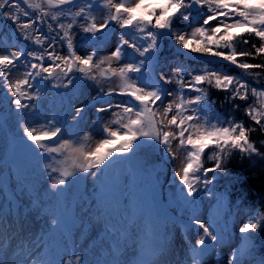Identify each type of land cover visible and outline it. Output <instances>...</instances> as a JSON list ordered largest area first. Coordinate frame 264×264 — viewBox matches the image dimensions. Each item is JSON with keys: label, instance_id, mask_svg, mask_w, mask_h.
<instances>
[{"label": "snow or ice", "instance_id": "1", "mask_svg": "<svg viewBox=\"0 0 264 264\" xmlns=\"http://www.w3.org/2000/svg\"><path fill=\"white\" fill-rule=\"evenodd\" d=\"M0 17L10 21L22 40L33 46H13L0 54V87L5 89L8 101L0 117V127L12 119L13 112L15 118L24 119L39 110L40 105L35 102L41 100L43 89L39 85L45 81L54 82V88L72 87L77 79L92 82L98 86L92 100H107L96 106L95 111L111 113L107 124L102 115L98 116L103 136L91 150L87 149L91 133L81 140L73 131L83 119L87 105L73 107L71 124L52 116L39 130L27 122L20 125L23 137L19 143H13L10 153L23 144L35 176L44 174L41 163L48 158L56 162V166L43 165L48 169V177L53 179V173L58 175L50 190H45L44 197H36V206L42 207L48 217L39 234L29 232L23 222L6 225L0 220V264H7L4 249L6 240L13 236L19 243L13 250L11 264H101L90 260L87 254L81 258L74 243L69 249L72 233L64 229V198L70 188L86 178L78 175L83 172L90 175L93 184L91 206L85 212L107 217L105 207L117 195L126 206L129 197L135 202L133 188L148 165L147 159H141L145 149L159 150L173 164L178 163L173 175L178 178L183 203L193 206L187 226L195 228L198 236L189 260L190 264H203L202 258L209 251L215 252L230 237L218 226L215 215L203 219L195 214L197 197L201 192L215 196L210 187L215 174L225 172L233 153L264 160V150L250 139L254 128L211 111L216 101L209 100L201 85L223 91L225 102L231 103L233 110H241L235 101L248 102L250 95L255 97L259 107L250 103L243 111L262 131L264 91L251 87L243 76L208 67L195 74L180 67L168 72L159 56L161 40L172 41L177 51L186 56L196 54L208 63L219 59L247 75L259 77V73L248 70L264 68V64H252L240 58L264 54V43L258 47L252 44L253 52L238 51L234 41L239 37V43H250L243 39V33L235 31L243 28L264 42V0L256 3L252 0H39L37 3L0 0ZM112 31H119V37L105 52L104 40ZM101 36L104 40L97 39ZM80 42L91 44V48L80 51ZM58 48L66 51L61 54ZM21 68L23 71L17 75ZM192 92L196 94L190 95ZM112 97L120 99L114 101ZM181 150L183 159L179 158ZM56 154L63 159L57 161ZM208 162L210 167L206 166ZM45 201H57L61 207ZM140 218L145 233L158 234V225L149 213L142 217L133 214L128 223L134 225L135 219ZM262 228L264 212L253 209L238 231L248 241ZM106 232L119 234L125 244L130 235L128 228L121 232L113 223L106 225ZM56 237L60 239L53 244ZM156 248L158 253L165 251L162 241ZM104 264L127 262L114 260ZM134 264L151 262L140 259ZM227 264H246L239 247L230 252ZM259 264H264V257Z\"/></svg>", "mask_w": 264, "mask_h": 264}, {"label": "rangeland", "instance_id": "2", "mask_svg": "<svg viewBox=\"0 0 264 264\" xmlns=\"http://www.w3.org/2000/svg\"><path fill=\"white\" fill-rule=\"evenodd\" d=\"M36 1L39 2V0ZM21 7L23 6L21 5ZM97 18H100L99 15ZM197 19L199 20L202 18L197 17ZM8 24H11V22L9 21ZM101 38L102 37H98L97 39L101 40ZM80 40L82 41V36L80 37ZM115 42L116 41L114 39L106 47H104L105 52L110 50ZM78 47L80 51H84L86 49H90L91 44L80 42ZM1 49L2 46L0 45V53L2 52ZM57 51H61V54H64V51L66 50L62 51L58 48ZM176 68L177 66L172 64L165 68V70L172 72ZM19 72L21 71L18 70L17 75H19ZM256 80L258 81V78H256ZM0 83H2V81H0ZM77 84V80H75L72 87L65 88L67 90L65 94L72 104L70 109V121L68 123L71 124L73 122L72 109L74 106H82L84 104L88 106L87 108L89 109L85 112V116L83 117L81 124H79V128L74 132L78 134L81 140H83V136L86 133H91L92 138L87 145V149L91 150L95 147L96 142L103 136V125L99 122L98 116L102 115L104 123L107 124L111 120V113L98 114L95 111L96 106L101 103H107V100H92V97L98 90L97 85L92 82H83L82 86H78ZM249 84L251 87H256L258 91H264V82L262 81ZM49 95L56 97L53 92H49ZM192 96H194V94ZM111 99L115 101L120 98L112 97ZM254 99L255 106L259 107V103L256 102L255 97ZM7 103L8 101L5 99V89L0 87V109L2 113H4L3 110ZM42 108L33 112L31 115L26 116L24 119L15 118V114L12 113V119L10 121L6 120L4 122V126L0 127V137L6 138L7 140L8 129H14L17 130V134H19L16 141L21 139L23 137V129L20 125L26 122L31 126L37 127L39 130L42 125L47 123L50 117L49 115H51L47 109ZM5 115H7V112H5ZM59 115V112L55 114L57 120H60ZM75 138L76 137H73V139ZM173 148L176 150L175 144L173 145ZM183 156L184 153L181 150L179 158L183 159ZM3 157L4 160L5 157L7 158L5 153L3 154ZM166 157L167 156L159 150L153 152L151 149H145L142 151L141 159H147L148 165L147 170L139 178V180H143L146 184V188L140 187L137 181L135 187L133 188L135 202H133L132 197H129L134 206V209L132 210L133 212L141 204L142 194L149 190L150 184L156 179H160L166 192L168 189V196H165V200L163 201L166 204V210L169 211L168 216L170 220L168 221V230L165 228H159L158 234L155 238V242L158 243L162 241L164 243L165 251L163 253L157 252L152 260H148L146 258L145 250L149 241L145 237V231H143V229L138 225L129 224L128 218L119 213L120 209L122 207L124 208V206L118 204H114L112 206L108 204V201L105 207V214L107 217H98L94 213L89 214L85 212L84 210L91 206L92 197H90V195L92 193L93 184L89 174L80 172L78 175L86 178L82 179L76 186L70 188L64 198L63 208L67 203H71L75 207V216L74 219L72 218L73 235L75 237L74 244L81 258L87 254V257L90 260L100 261L101 264H104V262H112L114 260L124 261L127 262V264H134L135 261L140 259L150 261L151 264H164V262H167V264H190L189 258L193 255L191 248L194 241L198 238L197 230L195 228L187 230L184 223L180 226L178 222L174 221V219L190 217L192 214L190 213L191 207L189 208V205H185L187 207V211H185L184 208V214L180 216L177 210L179 206H183L184 204L175 203L173 205L171 199L170 201L167 200L169 197H173L177 194L174 188L175 184H178V178L173 175V169L178 170V163L173 164L172 161ZM165 158L167 160H165ZM56 159L59 161L63 159V157L56 154ZM11 161L12 163L9 166L0 162V220L3 219L6 225L23 222L29 232L39 234L40 230L45 227V221L48 217L42 207L36 206V197L39 195L43 198L45 190H50V184L58 175V173H53V179H50L47 175L48 169L43 168V165L53 163V165L56 166V162L52 161L51 158L43 160L41 168L43 169L44 174L35 176L33 174V165L29 161L27 149L23 146V144H21V148L18 149ZM75 196L77 197L75 198ZM82 196H84L83 199H81ZM199 198L200 196L197 197V203H200V200H198ZM204 201L205 200H203V202ZM45 202L55 204L57 208L61 207V204L57 201ZM170 204H172V207L169 206ZM202 206L203 211L200 214H195L203 219H208V215H206L208 207L205 204ZM117 213L118 216H116ZM64 214L65 229V226H67V223L70 221L68 218V211L65 210V208ZM243 221V218H240L239 222L237 219L236 223L233 224V230L236 233H239L238 230L239 227L242 226ZM109 223L115 224L121 232H123L125 228H128L130 235L127 238L126 244L124 243V238L120 237L119 234L115 232H112L111 234L106 232V225ZM7 230L8 229L6 228V231ZM59 239V237L54 238L53 244H56ZM117 239L120 240L119 245L117 244ZM233 242V237L231 236L224 244L219 245L215 252L209 251L202 258L203 264H227L228 256L234 248L235 243ZM18 243L19 240L14 236L12 239L6 240L7 246L4 249V258L7 264H11V260L14 255L13 250ZM69 249H71V244H69ZM81 249L84 251H80ZM65 259H68V257L65 256Z\"/></svg>", "mask_w": 264, "mask_h": 264}, {"label": "trees", "instance_id": "3", "mask_svg": "<svg viewBox=\"0 0 264 264\" xmlns=\"http://www.w3.org/2000/svg\"><path fill=\"white\" fill-rule=\"evenodd\" d=\"M183 26V25H182ZM243 39H248L250 43L248 45H243L239 43L238 48L243 51H253L252 44L257 47L264 42H261L259 38L254 35H249L248 33L243 36ZM165 40V50L161 52L160 58H165L166 62H175L181 68H185L186 65L184 59H187L190 64H194L195 60L186 58V55L180 53H174L177 50L174 43L170 40ZM4 43L3 41H1ZM30 43V42H29ZM249 63L254 64H264V54L254 55L250 57H244ZM197 63V62H196ZM195 63V64H196ZM194 64V65H195ZM194 65L192 67H194ZM263 70L255 68V72L260 74ZM51 82V81H49ZM54 83V82H51ZM63 88V87H60ZM209 97L216 101L212 108H217L218 111L222 112L226 120L235 119L236 121L244 122L245 127H252L255 131L250 133V139L253 140L257 146L264 150V145L260 141L264 140V131L261 130L260 126L255 125L253 121L246 115L243 111L242 105L249 104L248 102L235 101L241 105V110H233L232 104L225 102V93L223 91H218L215 88L210 87V90H206ZM211 94H210V93ZM211 166V162L206 163V166ZM225 176V181L229 185V190L234 193H239V201L241 202L242 210L248 214L252 212L253 209L257 213L264 212V160H260L256 157L249 159L248 157H241L239 153H233L232 157L229 159L225 172L222 173ZM237 199V200H238ZM166 206L165 203L160 205V208ZM167 211H165L166 213ZM255 242L254 256L251 264H259L260 259L264 257V228H262L258 233L254 234L252 239Z\"/></svg>", "mask_w": 264, "mask_h": 264}, {"label": "bare ground", "instance_id": "4", "mask_svg": "<svg viewBox=\"0 0 264 264\" xmlns=\"http://www.w3.org/2000/svg\"><path fill=\"white\" fill-rule=\"evenodd\" d=\"M7 140L6 138L0 137V159L3 157V154L6 152Z\"/></svg>", "mask_w": 264, "mask_h": 264}, {"label": "water", "instance_id": "5", "mask_svg": "<svg viewBox=\"0 0 264 264\" xmlns=\"http://www.w3.org/2000/svg\"><path fill=\"white\" fill-rule=\"evenodd\" d=\"M155 191L160 192V190H159V186H156V187H155Z\"/></svg>", "mask_w": 264, "mask_h": 264}]
</instances>
